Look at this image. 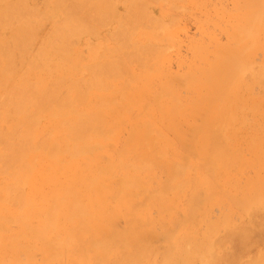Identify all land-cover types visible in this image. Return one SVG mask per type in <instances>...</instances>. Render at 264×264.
<instances>
[{
	"label": "bare ground",
	"instance_id": "1",
	"mask_svg": "<svg viewBox=\"0 0 264 264\" xmlns=\"http://www.w3.org/2000/svg\"><path fill=\"white\" fill-rule=\"evenodd\" d=\"M262 1L233 0L229 44L215 48L217 58L208 68L183 76L162 72L156 84L152 74H135L120 56L121 61L92 68L86 81L67 77L79 71L70 55L76 38L95 36L91 22L104 25L118 15L110 1L89 7L91 0H49L41 13L27 0H0V264H148L157 224L148 212L156 207L165 220L160 222L167 243L163 264H192L198 254L190 250L191 243L197 246L191 229L221 189L213 179L229 183L226 169L235 158L225 129L240 112L236 74L251 52L264 49L255 39L264 22ZM143 2L132 1L134 23L150 18V6ZM88 8L86 18L79 19ZM148 18L158 30L164 25ZM44 23L51 26L47 33ZM125 75L140 85L120 81ZM182 88L193 90L195 98L183 100ZM187 115L192 122L184 132L181 121ZM162 132L176 133L181 147L195 151L203 167L167 161L158 150ZM158 167L167 182L152 190L148 178ZM192 170L204 173L192 176ZM187 189L188 203L176 205ZM210 225L204 229L212 238Z\"/></svg>",
	"mask_w": 264,
	"mask_h": 264
},
{
	"label": "rangeland",
	"instance_id": "2",
	"mask_svg": "<svg viewBox=\"0 0 264 264\" xmlns=\"http://www.w3.org/2000/svg\"><path fill=\"white\" fill-rule=\"evenodd\" d=\"M95 1L97 2V0H94V2L91 0L90 3L92 4L89 7H92L96 3ZM108 1L111 2L109 4H115L112 5L116 6L114 8L115 15L118 14L119 16H114V18L109 19V22L106 20L104 22L106 26L100 24L99 27L91 22L90 25H93L91 27H94L98 33L95 36L84 35L76 38L70 49V55L74 58L75 68L79 71L74 76L69 75L67 77L76 81H82L83 79V81H86L91 76L92 68L111 61L125 59L127 66L132 68L135 74L144 75L145 72H148L157 80L155 81L157 84L162 78L157 76L162 72L166 76H169V74L183 76L191 71L208 68L217 58L215 48L229 44L226 31L233 23L232 16H230L234 15L235 12L233 0H206L204 7L201 6L202 0H156V2L155 0H144V2L140 0L143 3L148 2L147 4L150 6L148 9L151 12L148 15L151 19L156 17V20H162L160 23H164V25L168 23L167 26L163 25L164 27L160 26L159 23L160 30L154 28L158 27L155 25L156 23H151L153 27L147 24L148 17L146 21H140L139 24L133 22L132 15L129 13L133 0ZM27 2L28 6L35 5V8L39 6L37 9L41 13L46 12L49 5V0H27ZM262 6H264V0ZM90 9L81 11L78 18H86ZM175 18L176 20L173 21ZM107 22L108 24H106ZM101 25L104 27L101 28ZM148 26L152 28H147ZM50 27L44 23V32L47 33ZM118 30L121 34L119 36L116 35ZM162 30L163 32H161ZM124 32L127 33L124 34ZM255 36L256 44H259L260 48H264V22L260 32L256 33ZM147 43L153 46L150 48ZM144 46H147V49ZM194 46H204L206 50L197 52L193 49ZM149 48L152 51V48L155 50L157 48V52L155 50L152 52ZM140 51L142 53L145 51L143 56ZM118 53L124 55L123 58ZM116 55H118V58H115ZM137 55H139V59L136 57ZM156 56L157 58H155ZM130 57H134L133 60H130ZM140 57H143L144 60L141 61ZM53 66L55 67V65ZM43 71L44 68L39 70L37 74H41ZM136 79L138 78H135V76L125 75L119 80H129L132 87H138L141 80L137 81ZM234 82L236 94L239 98L237 102L240 105V112L237 115L235 114L232 121L227 124L225 134L235 159H233L231 167L226 169L229 178L228 184L224 182V179L218 177L213 179L215 185L219 189L221 188L220 193L215 197L213 202L215 204L210 205L205 217H203L204 215L200 217L196 228L191 229L196 237L195 242L198 249L200 248L198 251L196 245L194 247L192 243L190 244V250L194 251L196 249L195 252L198 254L194 259L197 262L193 260L192 264H259L262 262L260 259H264V49L249 54L245 68L236 74ZM179 93L186 102L192 101L196 96V93L188 88H182ZM185 108L188 110L189 106ZM191 122L192 118L189 115L185 116L181 121V130L186 132ZM127 137L128 130H124L121 138L125 140ZM178 137L174 132H162V140H158L159 152L164 155L167 161H177L188 166L199 165L200 167L202 165L201 167H203L205 162L202 161L201 157L195 151L188 152L183 146L181 147V144L178 143ZM202 172L192 170L190 174L192 176L198 173L202 175L204 173ZM162 181L167 182V175L163 168L158 167L153 175L148 178V183L152 190H157L163 183ZM189 192L188 189L185 190L182 197L175 200L174 203L178 206L186 205L189 201ZM230 198H234L233 202ZM240 204L242 207H240ZM148 214L157 222L151 238V245L155 252L148 264H163L162 252L165 250L167 243L160 237H163L160 222L165 220L160 216L157 207L151 209ZM211 218L213 220L217 219L218 222L213 221ZM205 222H208V225ZM209 222H212V224L210 223L212 225L210 229L215 230L211 229L210 234L215 232L212 238L208 237L210 236L207 234L209 231L204 229V225L205 228L206 226L209 227ZM215 223H218L217 229L219 231L215 229ZM220 224H223V226L220 227ZM156 233L159 236H156ZM202 251L203 254L200 255L199 253H202ZM204 253L207 255L206 258L202 257L205 256Z\"/></svg>",
	"mask_w": 264,
	"mask_h": 264
}]
</instances>
